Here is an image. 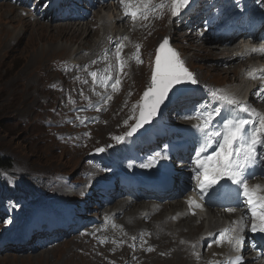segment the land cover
I'll return each instance as SVG.
<instances>
[{"label":"bare ground","instance_id":"bare-ground-1","mask_svg":"<svg viewBox=\"0 0 264 264\" xmlns=\"http://www.w3.org/2000/svg\"><path fill=\"white\" fill-rule=\"evenodd\" d=\"M17 1L20 3L15 6L9 4L8 1L1 2L0 16L10 15L18 10L22 16V29L20 30V35L26 34V37L31 43L38 42L40 37L45 39L43 46L34 47V51L31 53L33 56L57 55L61 51H68L69 53L72 51H70V46L73 43L76 45L78 43V45H80L85 41L82 47H79L77 51L75 50L76 53L72 51L75 54L61 66L63 78H61L59 82L57 80L58 83L55 84V86L60 88L56 89L61 94L59 103L65 104L68 107V114L65 116H63V109H59L58 115L63 117L60 119V123L57 127L54 125L50 127L55 132L56 138L61 141L62 144L76 148H87L94 139H97L100 144L110 146L106 148V152L102 158L99 157V159H97L98 162H94V160L83 162L84 164L79 167L76 177L80 179L79 182H77V179L71 182L66 178V174L38 178L44 186L32 194L31 198H34V201L46 204L49 210L59 214L62 212L64 213L72 202H77L82 197H86L87 202L92 203L94 201V195L85 192L89 186L93 188H98L99 186L103 188H112L113 191L118 187H124L117 179V173H124L125 175H129V177L131 175L139 176L140 179H137L133 186H136V189H140L141 184L139 183L145 181L149 182L157 178L160 179L158 185H160V187L164 185V178L169 175V167L172 165L175 166L172 171H182V176L192 172L186 169L188 166L187 163L181 165L178 161L174 160V156L170 155L169 151H165L162 155H159L161 161H164V163L158 170H145L146 167L154 165L159 158H156L154 161H148L146 159L139 160V158L134 155V150H138L140 143L143 142L140 139L124 137V139L118 141L113 148L116 142L114 137H123L122 132L135 118L139 105V98L136 97L137 85L139 84L138 76L140 74L142 75L143 78L141 79L144 81L143 86H146L149 81L148 67L139 65L140 56L136 49L137 41H141L145 55H151L153 58H156L159 45L165 38H168V47L178 54V58L182 61L185 68L192 67L188 65L185 51L176 45V41L178 43L183 41V43L187 45V51L189 49H194L192 45L195 47L196 45L204 46V44H214L212 45L213 48L205 47L203 51H208V56L212 58L224 57L221 58V60L224 59L223 61H215V65L221 66L220 63L223 62L225 66L221 67H223L224 72H231L232 76L227 83H229L230 86H237L236 89H232L234 90L233 94L229 96L235 100H237L240 94L238 89L244 84V79L239 77V74L248 80V74H245L243 70L248 73L252 71L250 57L249 59H245L247 57L245 52L250 56L254 51L253 49H242V43L246 41L247 38H250V36L242 29H236V25L232 26L229 23L231 20L230 16L227 18L229 30L226 33L221 32V29L213 33L209 30H204L201 33L197 32L195 27L202 29V24L200 23L202 17H199L200 14L197 15L202 0H195L192 4H189V7L188 5L182 7L181 11L176 16L172 15V0H124L123 4L121 0H116L115 4L123 6V9L120 8V13L116 14L111 10L112 5L110 0H100L99 4L92 0L91 6L82 1L77 11L73 12L71 7L67 6L65 14H58L52 11L51 18H48L49 8L42 4L45 0ZM248 1L249 3L252 2V0ZM34 2H36L37 7L31 8ZM55 5H57V3H55ZM96 6H98L96 10L90 12L89 19L86 20L85 16H81V14ZM110 11L112 13H110ZM132 12H136L137 14L132 16ZM192 12L193 14H190ZM122 13H125V16H122ZM248 18L249 10L244 16H239L236 20L243 19L245 21ZM26 19L34 23H27ZM144 19H149V26L139 32L141 23ZM161 22H164L165 27L168 28L167 32H165L166 34L159 40H155L152 44H149L148 47L146 42L149 37H154L155 39L157 37L156 32L165 29L159 28ZM50 25H55L53 30H51L53 32L51 35H43L39 32L40 28H49L48 26ZM27 27H29V32H27ZM232 28L234 29L231 30ZM10 34L12 33L8 31L4 39L3 44L6 46L16 41V39L10 37ZM79 34L83 36L80 42L77 41L80 39V37H77ZM261 34H264V23L258 25L254 37H258ZM88 36L89 39L87 38ZM263 39L259 40L262 45V54L259 56L264 60ZM216 44H218L220 48L216 47ZM66 54L67 52H65V55ZM69 55H71V53ZM125 56L128 57V61L125 60ZM33 60L29 61L26 65V70H32L36 62V60ZM45 60V58L40 59L41 62ZM52 60H54V58ZM31 70L29 72L31 74L28 75L29 77L21 79V83L18 79H13L14 82L12 84L0 90V95L5 94L3 97H11L6 104L7 106H13L17 99H22L23 102L19 105H27L25 114L31 111L34 107V101L37 98L35 95V90L38 87L36 82L37 79L34 80V73L31 72ZM93 72L96 73L95 77L91 75ZM192 75L198 83L194 91L204 93L208 91L202 81L203 76L195 69H193ZM126 76L127 82L124 93L118 95L116 93L119 90L120 83L115 88L112 87V84H114L117 79L121 82V78L124 79ZM262 77H264V73L259 76V85L257 83L255 87L249 90L250 95H253V92L254 94L256 93V97H253V101L251 102L254 108L248 104L250 99L246 102H239L237 100L240 104L246 106L248 111H240L235 107L227 106L225 103L221 102L214 106L215 112L219 114L218 118H215L211 112L203 113L200 116L195 115L192 118L194 122L191 124V128L197 130V133L201 137V133L197 126H204L205 120L209 121L210 130L219 131L221 130L218 126L220 120L238 119L241 117L248 120V124L245 127L246 131H244L247 137L249 135L248 131L252 132L254 128L258 129L260 127V114L258 111L264 110V80ZM253 85L255 84L253 83ZM84 99L93 101L95 105L101 104L102 102L109 105L111 99H118L116 105L106 115L105 121H100L98 123L100 127L99 134L90 133L87 129L82 128L79 115L75 112L76 105ZM183 103L185 102H181L180 105ZM57 105L58 103L55 104V106ZM165 114L166 112L151 124L153 129L151 132L152 136L157 137V130H161L168 138H171L169 129L164 128L161 122L165 120L167 122L166 125L169 126H172L174 122L171 120L172 118L170 115L167 117ZM201 117H203V119H201ZM70 118L75 119L73 125H68L66 122ZM188 118L190 119V117ZM179 133L189 136L188 131L184 129L179 130ZM161 140H163V138H161L160 141ZM192 140H194V138H192ZM196 142L199 143L200 141H194L190 145L195 147L194 144ZM203 143L206 149H204L202 155L208 152H211V155H213L217 150V143L213 141L207 143L203 141ZM159 145H161L160 142L155 146ZM123 150L128 152L126 153V159L116 163L112 155ZM158 153H160V151L154 153V155ZM202 155H200L199 159L203 158L206 160L208 156L202 157ZM176 158L181 159L182 157L176 156ZM186 160L187 157L185 158V161ZM192 170H195V165H192ZM262 174L264 175V172H261L259 175L261 176ZM94 179H97V182H94ZM72 184L77 185V187L73 189ZM248 185L249 187H254L256 193L260 191L259 187H263L258 181ZM257 186L259 187L257 188ZM186 187L189 188L190 185L187 184ZM128 188L130 189L131 187L128 186ZM70 191H73V193H70ZM117 191L118 189L113 193L112 197H119L117 196ZM120 192L122 193V191ZM134 196L135 198L131 201L122 200V202L117 201L114 203L111 201L112 204L110 203L111 207L109 210L101 207L102 203L99 204V207H94L93 216L97 224L83 228V233H81V235L71 238L70 240H86L92 238L94 239V244L105 247L101 250L102 255L105 254L106 247L109 246L117 249L115 251L111 248L110 250L108 249L111 255L122 254V252L128 250V252L132 254L131 259L135 256V261L138 260V258L150 256L151 253L152 255H160L161 259H159V262H169L173 260V264H230V262H232L228 261L225 256L226 251L229 250L226 246L233 244L230 243L231 239L226 238L220 240V237H214L213 235L211 243H205L211 240L210 233L212 229L214 230L219 225L227 222L220 220L217 212H221V209L212 207L214 203L211 202L207 196L204 198L205 206L209 211L207 215V217H209V225L204 223L205 217H202L203 212L193 215L183 212L181 214H176L182 203L191 205L187 196H185V199L181 202L169 199L161 200V196H159L154 203L151 202V205L145 209L142 207L143 202L141 204V200H139V197H142V195L134 192ZM238 197H243L242 189H239L236 194H232L229 199L231 202H234ZM215 204L222 205L221 203ZM105 206H108V204ZM139 211H142V216L146 218L143 219L138 217ZM22 212H16L13 215L16 219H20L23 216ZM233 215L234 212L225 213L226 217ZM169 216L175 217L174 220H170L168 218ZM220 217L224 218L222 215H220ZM88 221L89 219L86 218L83 223H88ZM234 226L237 228V225ZM203 231L204 234L201 236V232ZM233 232L232 230H228L226 235L228 236ZM89 242L92 241L90 240ZM4 248L6 247L3 245L1 250ZM252 249L253 244L251 239L247 238V244L242 253L243 259H239L236 262H238V264H263L259 262L257 255L254 257H244L246 254H249ZM262 255H264V252H262ZM90 259L97 264H107L104 258ZM124 264H130V262L125 260Z\"/></svg>","mask_w":264,"mask_h":264},{"label":"rangeland","instance_id":"rangeland-1","mask_svg":"<svg viewBox=\"0 0 264 264\" xmlns=\"http://www.w3.org/2000/svg\"><path fill=\"white\" fill-rule=\"evenodd\" d=\"M7 1L8 0H1L0 3ZM82 1L85 4L91 6L92 0H69L68 4L75 12L81 6ZM238 1V4L243 5L246 3L245 0ZM54 2L55 0H48L46 3L47 7L49 8L48 18L52 17L51 9ZM229 5L230 0H217V2L213 0H202L200 10L198 11L200 13L199 17H202L201 31L209 30L213 33L214 30L217 31L220 30V28H223L221 32H228V24L225 27H220V25L217 24V19L221 14L225 20L228 18L227 12L229 10ZM31 7H37L36 2H34ZM250 10H255L259 15H261L259 18L260 21L264 19V1H260L258 3L256 0H253ZM242 11L243 8L241 7L235 8L236 14H240ZM110 13L112 12L110 11ZM114 14H116V12ZM190 14H193V12ZM21 17L22 16L18 10L14 11L13 14L0 16V90L9 86V84H12L15 79H18V81L21 83V79L28 78V75L31 74L29 73L31 69L26 70V65L29 63V61H32L35 58L36 62L31 72L34 73V80L37 79L36 82L38 87L35 90V95L37 98L34 101V107L32 106L33 108L28 114H25L27 105H19L22 104V99H17L13 106H7L6 104L11 97H3L5 94L0 95V154L8 156L11 161L10 169H0V179L5 183V186L0 185V264H97L90 258H104L107 264H124L125 260L129 261L130 264H173V260H170L169 262H159V259H161L160 255H152L151 253L150 256L138 258L136 261L134 260L135 256L131 259L132 254H130L128 250L122 252V254L111 255L109 252L110 248L114 249V251L117 249L109 246L106 247L107 249L105 250V254L102 255L101 250L105 247L94 244V239L92 238L86 240H70L71 238L81 235L83 230L77 234H73L70 238H68L71 231L79 229L80 227L83 229L90 225L97 224L96 219L93 216L95 210L94 207H99V204L102 203L101 207L109 210L111 207L109 198L113 199L112 195H110V192L104 193L102 195L94 194V189L92 191L91 186H89L85 192L94 195V201L92 203H88L86 197H82L79 201L72 202L63 215L51 213L53 211L49 210L46 207V204L34 201V198H31V195L34 194L40 188V186H42L38 178L43 176L54 177L58 174H66V178H68V180L71 182H73L75 179H77V182H79L80 179L76 177L79 167L84 164L83 162L90 160L97 161V159H99V157L97 159L88 157L89 152L97 147H101L105 153L106 148L110 146L100 144L97 139H94L92 140V143L89 147L76 148L62 144L61 141L56 138L55 132L50 127L52 125L56 127L59 125L60 119L68 114V107L65 104L59 103L61 100V94L56 89L60 88L55 86V84H57L60 79L63 78L61 66H63L65 61L69 60L70 57L76 53L79 47H82V44L85 41L80 45H78V43L77 45L73 43L71 45L72 47L70 46V51L72 50L75 53L72 51L69 53L68 51H61L57 55L33 56L31 53L34 51V47L37 48L43 46L45 39L40 37L38 42L31 43L26 37V34L20 35V30L22 29ZM233 18H236V16H232L230 22H234L236 27L241 26L243 28L242 30L245 31L246 22L244 20L235 22L233 21ZM87 19H89V16L86 18V20ZM254 19L255 18H253V20ZM26 22L34 23L27 19ZM54 26L50 25L48 26L49 28H40L39 32H41L43 35H51L53 33L51 30H53ZM147 26H149V19H144L141 23L139 32H141L142 29L146 28ZM159 26V28L165 29L156 32L157 37L155 39L154 37H149L148 41L146 42L148 47L149 44H152L155 40H159L163 35L166 34L165 32H167L168 28L165 27L164 22H161ZM8 31L12 33L10 34V37H13L16 39V41L13 42V44H7L6 46L3 43ZM27 32H29V27H27ZM81 35L79 34L77 36L80 37V39L77 40L78 42L83 39V36ZM87 38L89 39V36ZM176 45L185 51V57L187 58L188 65L192 67H187L189 69H187V71L192 74L193 69L197 70L198 73L203 76L202 81L204 82L207 90L219 93L220 95L231 96L233 94L234 90L232 89H236V87L230 86L229 83H227V81H229L232 76L231 72H224L223 67H221L225 66L223 62L220 63L221 66L215 65V61H223L224 59L221 60V58L224 57L220 56L218 58H212L208 56V51H203L205 47L213 48L212 45L214 44H204V46L196 45L195 47L192 45V48L194 49H189L188 51L186 49L187 45L183 43V41L179 43L176 41ZM216 45V47L220 48L218 44ZM136 49L138 51V55L140 56L139 65L148 67V75L150 79V81H148L149 84L145 87L143 86L144 81L141 79L143 78L142 75L140 74L138 76L139 84L137 85L136 97L142 98L145 88L151 86L150 77H152V72L155 67V58H153L151 55L144 54L141 41H137ZM65 52H67L66 55ZM70 53L71 55H69ZM40 57L45 58L46 60L41 62ZM53 58L54 60H52ZM125 60L128 61V57L125 56ZM239 77L242 78V75L239 74ZM126 82L127 76L124 79L121 78L119 90L116 94L122 95L124 93ZM197 84L198 83L192 84L191 82L186 83V90L188 91L182 95L183 99L180 101L185 103L179 105L181 109L178 112H175L171 109L166 110L165 115L167 117L170 115L171 118L173 117L178 121L179 117L196 114L206 110V105L209 103V101H205L204 98H207V95L198 94L192 97L185 96L196 93L191 92L190 90H194ZM176 87H179V85H176ZM250 87H252V85L249 82L244 81V84L240 89H238L240 94L237 100L239 102H243V97L248 96L250 99L248 104L254 108V105L251 102L253 101V97H256V93L254 94L253 92V95H250ZM221 91L224 92L221 93ZM216 96L218 97L219 95ZM181 98H179L178 101ZM187 99L190 100L188 101ZM117 100L118 99H111V103L109 105H107L105 102L95 105L93 101L84 99L82 102L77 104L75 112H77L79 115L82 128L87 129L90 133L99 134L100 127L98 126V123L100 121H105L106 115L116 105ZM56 103H58L57 106H55ZM139 106L140 99L138 109ZM60 108H62L64 111L63 116L58 115ZM258 113H262V117H264V110H259ZM136 117L137 115H135L134 120L122 132L123 137L128 138V129L134 123ZM66 122L68 125H73L75 123V119L70 118ZM163 122L166 121L163 120ZM150 132L145 136L149 135ZM182 139L183 138L169 140L164 144V146H167L168 149H174L173 147L176 146L175 143ZM117 142L118 140H116L113 148L116 146ZM194 146L195 147H192V149L189 148L192 151L189 153V158L191 161L194 160V155L198 153L200 148L199 143L195 144ZM181 148L185 151L186 146ZM104 153L101 154L100 157H102ZM72 187L75 189L77 185L72 184ZM70 193H73V191H70ZM104 195L107 198H104ZM106 204H108V206H105ZM244 205H247V201L244 203ZM142 207H144L143 204ZM179 211H181V206ZM16 212H22V218L16 219L13 215ZM47 213H51L53 217H56L60 227L55 230L52 229V233L50 235L38 233L36 231L31 235L30 230L32 220L40 214ZM141 213L142 211H139L140 215L138 214V217L143 219L146 218L143 217ZM77 214L81 215V218H79ZM203 216H205V214ZM69 217L74 218V223L72 225L68 223ZM86 218L89 219L88 223H83ZM220 220H224V218L221 217ZM251 222V216H249L244 222L246 234L248 235L251 234ZM204 223H207L206 217ZM203 234L204 231L201 232V236ZM90 240L92 242H89ZM3 245L6 248L1 250ZM232 253L234 254L233 257L235 259L241 258V253L239 250L232 251Z\"/></svg>","mask_w":264,"mask_h":264},{"label":"snow or ice","instance_id":"snow-or-ice-1","mask_svg":"<svg viewBox=\"0 0 264 264\" xmlns=\"http://www.w3.org/2000/svg\"><path fill=\"white\" fill-rule=\"evenodd\" d=\"M121 3L123 4L124 0H121ZM188 3L189 0H172V15H178L181 8L187 6ZM136 14V12L131 13L132 16ZM168 44L169 40L165 38L159 45L151 77V86L143 94L145 102L140 105L141 111L137 124L127 133L129 137L137 128L152 119L175 85L184 82L197 83L193 75L187 71L182 61L179 60L178 54L168 47ZM91 75L95 77L96 73L93 72ZM119 83L120 81L117 79L112 87L115 88ZM213 96L227 106L235 107L240 111H248L246 106L227 95L217 97L213 93ZM247 124L248 120L245 119H229L219 131L210 130L208 120L204 121V126H197L201 133L200 139L205 143L213 141L218 145L217 150L212 156H208L206 160L199 159L204 151L203 147L196 154L195 163L198 168L203 169L202 179L198 180L199 195L202 198L211 196L222 187L218 184V181L221 179L230 181L231 184L242 189L244 197L247 198L252 217L251 231L264 233V196H257L256 192L249 188L248 177L245 176V173L256 164L257 145L264 144V117H259L260 127L258 129L254 128L246 137L244 129ZM114 139L122 141L124 137H114ZM97 151L102 152L103 149H97ZM260 159L264 160V157H260ZM189 203L200 207L195 201H189ZM234 223L237 224V228L232 230L235 235L231 237L230 243L233 244L238 243L241 239L240 233L244 231V218L242 217L240 221ZM227 231L226 229L219 234L220 240L227 238ZM230 264H238V262H230Z\"/></svg>","mask_w":264,"mask_h":264},{"label":"water","instance_id":"water-1","mask_svg":"<svg viewBox=\"0 0 264 264\" xmlns=\"http://www.w3.org/2000/svg\"><path fill=\"white\" fill-rule=\"evenodd\" d=\"M189 1H190V0H189ZM182 85H183V83L179 84V87H176V85L174 86V89L170 92L169 96H167V97L165 98L164 103L161 104V106L157 109V112H156V114L152 117V119H151L150 121H148L147 123H144L141 127L137 128V130L132 134V136H141V135H142V131H143V129H148V127L150 126V124H151L153 118L159 116V115L161 114V112L163 111L164 107H165L166 105H168V104L170 103V101L176 97V92L178 93V92L182 89ZM147 90H148V89H147ZM147 90H146V91H147ZM144 102H145V101H144V98H143V99H142V104H144ZM142 104H141V105H142ZM140 111H141V107H140ZM140 111H139V113H138V118H137L136 122L133 124L132 128L137 124V122H138V120H139ZM132 128L130 129V131L132 130ZM98 149H101V148H98ZM100 153H101V152H98L97 149H95V150L93 151L92 155H94V156L97 157V156H99Z\"/></svg>","mask_w":264,"mask_h":264},{"label":"trees","instance_id":"trees-1","mask_svg":"<svg viewBox=\"0 0 264 264\" xmlns=\"http://www.w3.org/2000/svg\"><path fill=\"white\" fill-rule=\"evenodd\" d=\"M11 167V161L8 156L0 154V169H9Z\"/></svg>","mask_w":264,"mask_h":264}]
</instances>
